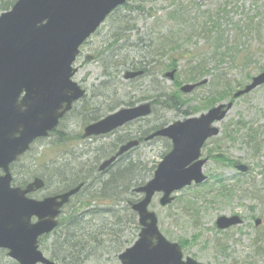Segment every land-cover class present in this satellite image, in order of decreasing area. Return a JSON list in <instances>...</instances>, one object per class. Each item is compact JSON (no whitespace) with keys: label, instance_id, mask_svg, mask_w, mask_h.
<instances>
[{"label":"rangeland","instance_id":"obj_1","mask_svg":"<svg viewBox=\"0 0 264 264\" xmlns=\"http://www.w3.org/2000/svg\"><path fill=\"white\" fill-rule=\"evenodd\" d=\"M219 8L227 10V19L221 21V28L227 29V34L233 27L228 22L231 19L238 22L254 16L255 21L264 26V0H128L109 15L81 47L82 53L75 62L78 71L73 79L87 90L85 97L61 120L60 132L33 144L15 166V180L18 183L29 180V171L45 178L47 187L37 193L40 197L65 189L66 183L61 182L57 173L64 174L65 170L68 172L78 165L83 169L91 168L102 161L109 145L112 146L110 137L83 138L84 127L91 119L119 107L156 102L149 117L127 128L128 132L140 134L155 124L168 125L206 112L219 103L233 101L226 117L218 123L220 134L209 139L202 149L201 156L207 159L203 170L208 180L175 192V200L167 206L160 204L161 194H157L150 208L156 211L165 236L171 241L183 242L184 256L204 264H264V84L233 100L236 91L264 71V30L241 40L255 54V61L248 67L208 59L209 72L203 76L208 82L191 93L180 90L182 85L190 83L185 80L186 60L198 52L209 56L204 49L206 36H209L205 28H210L209 16L216 19ZM128 25L133 28L126 30ZM119 35L121 39L115 41ZM171 36L176 45L165 44ZM110 44L113 45L109 47ZM88 55L93 58L87 59ZM171 59L177 61L173 80L163 75L172 70L167 67ZM107 65L110 72L115 71V78L105 75ZM143 66H147L143 76L124 78L126 70L144 69ZM221 71L225 73L226 86L230 85L228 89L225 84L218 85ZM104 81L107 83L103 85ZM159 88L165 95L177 94L179 98L167 101L175 108L157 102ZM226 90L227 95L218 97ZM164 98L166 100V96ZM171 148L172 143L167 138L144 141L123 162L132 159L146 165V169H141L145 184ZM229 159L235 163H230ZM236 164L247 165L249 169L242 172ZM97 178L92 182L96 183ZM128 196L135 200L141 197L135 192ZM191 200L193 207L188 204ZM76 201L75 198L73 203ZM235 214L243 219L241 224L228 229L217 227L219 216ZM256 219H261L259 225ZM139 232L132 227L126 230L125 238L131 242L127 246L138 239ZM48 242H42L40 248L50 257ZM108 248L83 264H121L118 253L112 251V246ZM0 264L18 263L6 251H0Z\"/></svg>","mask_w":264,"mask_h":264},{"label":"water","instance_id":"obj_2","mask_svg":"<svg viewBox=\"0 0 264 264\" xmlns=\"http://www.w3.org/2000/svg\"><path fill=\"white\" fill-rule=\"evenodd\" d=\"M128 0H17L0 13V249L19 264H59L40 248V238L51 233L59 223L62 208L77 194L84 183L62 193L35 199L28 195L42 189L45 182L35 177L25 187L12 186L11 164L26 153L33 142L48 137L60 118L84 97L86 90L73 77L81 45L97 31L107 16ZM90 58V57H89ZM176 69L165 73L173 80ZM144 74L128 70L126 79ZM208 80L182 85L191 93ZM264 84V71L234 93V98ZM233 106L222 102L199 115L177 120L146 137H166L172 149L158 163L153 176L134 189L142 198L132 202L141 226L138 239L126 247L118 258L121 264H204L184 257L182 246L169 240L161 231L156 211L150 208L156 194L167 206L174 193L194 184L204 183L206 158L202 147L220 133L217 125ZM150 101L122 107L84 128L83 137L102 135L128 122L149 116ZM139 144L131 140L117 154L100 165L103 171L118 156ZM247 171L248 166L238 164ZM238 215H221L216 220L220 229L239 225ZM261 219H256V225Z\"/></svg>","mask_w":264,"mask_h":264},{"label":"trees","instance_id":"obj_3","mask_svg":"<svg viewBox=\"0 0 264 264\" xmlns=\"http://www.w3.org/2000/svg\"><path fill=\"white\" fill-rule=\"evenodd\" d=\"M16 1L0 0V12L10 9ZM219 10L216 19L209 16L210 28H205L209 36H206L207 45L204 49H207L206 53H209V56L200 55V52H198L197 56H191L186 60L184 74L187 82H197L209 72L207 66L208 59L214 60L219 64L228 61L232 65L242 67H248L255 61L254 51L250 47H247L245 43H241V40L242 38H248L253 32H262L264 26L256 22L254 16H247L238 22H233L231 19L228 22L233 27L230 28V32L227 34L228 30L221 28V21L227 19V10L224 8H219ZM132 28L128 25L126 30ZM121 37V35L117 36L115 41L120 40ZM169 42L171 46L176 45V41L172 36L168 38L165 44ZM112 45L110 44L109 47ZM193 54L195 53L193 52ZM176 62V59H171L167 67L177 69ZM146 67L143 66L145 73L147 72ZM105 69L104 73L106 76L115 78V71L110 72L108 65ZM224 76L225 73L222 71L218 74V85L221 84L222 87L225 84L226 89H228L230 85L226 86V83L223 81ZM106 81L102 82V84H106ZM158 91L159 93L156 95L157 102L159 101L161 105L165 104L170 109L175 108V105L167 101L170 98H179L177 94L165 95L161 88ZM228 93L229 91L226 90L219 93L218 97L223 98ZM96 119L98 117L90 121ZM164 126L165 122L155 124L149 129L144 130L143 134H150ZM158 138L160 137L154 139ZM128 139L124 138L122 141ZM226 160L225 158L224 161ZM229 162L235 163V160L229 159ZM144 167L146 165H140L139 162L130 159L128 162L120 160L103 174L97 172V165H93L87 169H83L84 167L80 168L78 165L71 167L68 172L65 170L64 174L57 173L61 182L66 183L65 189L61 191L68 190L80 182H85L86 186L65 207L59 218V224L54 231L41 238V243L49 241L47 244L49 256L59 264H83L88 259L97 256L99 252H104L105 248L109 250L108 247L112 246V251L119 254L130 244L131 242L128 243L129 240L125 238L126 230L130 227L140 230V225L137 213L132 209L131 203L136 200L129 197L128 194L134 193V188L145 182L141 175L143 171L141 169H146ZM33 176L34 173L29 171L28 178L30 179ZM94 177H98L96 183L92 182ZM75 198L77 201L73 203ZM188 204L191 207L194 205L192 200ZM180 243L183 247V242Z\"/></svg>","mask_w":264,"mask_h":264},{"label":"flooded vegetation","instance_id":"obj_4","mask_svg":"<svg viewBox=\"0 0 264 264\" xmlns=\"http://www.w3.org/2000/svg\"><path fill=\"white\" fill-rule=\"evenodd\" d=\"M118 9V8H117ZM116 9V10H117ZM112 14V13H111ZM110 14V15H111ZM82 53V51L80 52V54ZM79 54V55H80ZM79 57V56H78ZM92 59L93 58V56H87V59H90V58ZM84 88V87H83ZM85 89V88H84ZM86 90V89H85ZM86 93H87V90H86ZM86 93H85V95H86ZM85 95H84V97H85ZM83 97V98H84ZM83 98H81V99H83ZM81 99H79V100H77V101H75L74 103H73V105H72V108L70 109V110H68L61 118H60V120H59V123H58V125L56 126V128L53 130V131H51L50 132V134H49V136L52 134H54L55 132H57V131H59L58 130V127H59V124L61 123V120L67 115V113L68 112H70L72 109H73V107H74V105H75V103L76 102H78V101H80ZM151 103H152V113H153V111H154V109H155V106L157 105L156 104V102L154 101V100H151ZM134 105H136V104H134ZM133 105V106H134ZM132 106V105H131ZM164 106V105H163ZM120 108V107H119ZM118 109V108H117ZM115 111V110H114ZM113 112V111H112ZM109 113H111V112H109ZM108 113V114H109ZM108 114H104L103 116H101V117H99L98 119H96V120H93V121H90L88 124H90V123H93V122H96L97 120H99V119H102V118H104L105 116H107ZM147 117H145V118H140V119H136V120H134V121H131V122H128V123H126L125 125H123V126H121V127H119V128H117V129H114V130H112L111 132H109V133H106V134H102V135H94V136H100V137H102V138H104V139H107L108 137H110V141H111V143H112V146L110 147V145H109V151H108V153H107V155H106V157H104L103 159H102V161H104V160H106V159H108V158H110L111 156H113V155H115L118 151H119V149L123 146V145H125L126 143H128L129 141H131V140H133V139H137V140H139L140 141V143L138 144V145H136L134 148H132V149H130L129 151H127V152H125L121 157H118L117 158V160L114 162V163H112V165H114V164H116V163H118L120 160H123V159H125L128 155H130V153H132V151H134V149H137L144 141H146L145 140V138L148 136V135H144L143 133L144 132H139L140 134H137V133H133V132H128L127 131V128H128V126L129 127H131V124H135L136 122H138V121H141V120H143V119H146ZM87 124V125H88ZM86 125V126H87ZM85 126V127H86ZM84 127V128H85ZM60 132V131H59ZM83 132H84V130H83ZM48 136V137H49ZM94 136H91V137H94ZM82 137H83V134H82ZM47 138V137H46ZM83 138H86V137H83ZM124 138H129L128 140H126V141H122ZM39 140H43V138H39L38 140H36V141H39ZM35 141V142H36ZM34 142V143H35ZM33 143V144H34ZM33 144L31 145V147H30V149L26 152V153H24L22 156H20L15 162H13L12 164H11V172H12V175H13V170H14V168H15V165L16 164H18L20 161H21V159L31 150V148H32V146H33ZM123 157V158H122ZM101 161V162H102ZM100 162V163H101ZM99 162H98V164H97V172L99 173V174H103V173H105L106 172V170L104 171H101L99 168H100V164ZM111 165V166H112ZM17 166V165H16ZM1 173H3L1 170H0V174ZM35 177H41V176H33V178L29 181V180H25V181H23V182H21V183H18L16 180H15V178H14V175H13V180H12V186H14V187H25L27 184H29L30 182H32L33 180H34V178ZM43 180H44V182H45V186L42 188V189H39V190H37V191H34V192H32V193H30L28 196L29 197H33V198H35V199H43V198H45V197H47V196H44V197H40V196H37V193L38 192H40V191H42V190H44L46 187H47V181H46V179L45 178H43V177H41ZM80 183H84V185H83V187H85L86 186V183L85 182H80ZM79 183V184H80ZM78 184V185H79ZM77 186V185H76ZM82 187V188H83ZM82 190V189H81ZM64 191H67V190H64ZM64 191H60V192H58V193H56V194H59V193H62V192H64ZM56 194H54V195H56ZM48 196H52V195H48ZM0 251H6V250H0ZM7 252V251H6Z\"/></svg>","mask_w":264,"mask_h":264}]
</instances>
